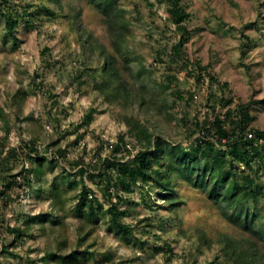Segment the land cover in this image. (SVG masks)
Wrapping results in <instances>:
<instances>
[{"label":"rangeland","instance_id":"1","mask_svg":"<svg viewBox=\"0 0 264 264\" xmlns=\"http://www.w3.org/2000/svg\"><path fill=\"white\" fill-rule=\"evenodd\" d=\"M119 1L127 24L118 34L127 38L135 59L116 56L103 65L113 47L101 13L87 0H45L55 8L54 16L42 9V0H0L2 9L21 12L11 35L0 9V105L5 112L0 162L11 166L2 174L6 179L0 175V264H64L47 255L49 250L88 251L71 264H229L219 255L217 238H253L228 222L205 191L174 173L166 198L159 188L137 183L126 189L115 185L113 176L109 181V173L97 172L106 156L127 162L137 150L124 119L128 105L147 113L162 135L184 145L197 136L191 132L195 120L226 109L221 96L231 98V106L249 102L251 125L264 129V0H182L189 18L181 56L174 49L180 32L167 0ZM81 36L89 38V50L83 49ZM87 58L94 67L90 75L81 72ZM113 65L125 82L128 105L109 102L94 86L99 73ZM16 90L23 92L18 116L7 105ZM90 107L95 112L87 120ZM32 130L39 135V154L48 158L42 163L25 145ZM116 142L121 149L114 153ZM11 146L19 147L18 157L7 152ZM38 165L42 173L33 177L28 168ZM73 178L80 182L77 187L70 185ZM61 182L59 211L50 188ZM83 184L96 198L94 214L86 213L87 206L82 215L75 209ZM112 203L123 212L128 231L113 225ZM45 212L61 224L37 217ZM256 242L264 253V241Z\"/></svg>","mask_w":264,"mask_h":264},{"label":"trees","instance_id":"2","mask_svg":"<svg viewBox=\"0 0 264 264\" xmlns=\"http://www.w3.org/2000/svg\"><path fill=\"white\" fill-rule=\"evenodd\" d=\"M48 1L58 2V0ZM167 1L172 22L180 32L174 49L176 55L181 56V48L188 38L186 20L189 18V12L182 0ZM42 2L41 7L46 14L51 16L57 14L55 8L45 3V0ZM87 2L91 3L101 13L113 47V54L107 52L103 65L113 62L116 56L124 57L129 62L135 59L129 56L127 38L118 34L124 30L127 24L124 18V8L120 5V1L87 0ZM23 7H25L24 10H28L26 5ZM0 9L4 16L5 29L13 35L21 12L17 9L5 10L1 7ZM81 38H83V49L89 50L91 47L89 38L87 36H81ZM84 66L81 71L83 74L90 75L94 71L90 58L84 60ZM99 77L94 86L109 102L127 104L129 101L128 91L115 65L108 68L105 73H99ZM80 83L83 82L80 81ZM22 96L23 92L16 90L7 103L9 108L15 109L17 116ZM141 99L143 103L144 97ZM220 101L226 106V109L220 113H213L212 116L206 115L200 121L195 120L191 132H197V136L185 145L162 135V130L158 129L147 113H141L139 108L135 111L133 106L127 104L128 109L124 119L128 133L135 139L137 150L127 162L116 156H106L101 161L103 170L101 172L98 170L97 173L100 176L109 173V181L113 176L114 184H120L126 189L131 184L137 183L159 188L162 190L161 195L166 198H169L168 195H171L173 191L171 174L174 173L187 184L205 191L228 222L252 235L253 238L246 241L228 235L218 237L217 243L221 244L219 255L229 264H264V253L257 249L256 242L257 240L264 241L262 207L264 179L261 181L259 174H264V129L251 125L254 114L249 102L231 106V98L222 96ZM94 112L95 108L90 107L85 114L86 119L90 120ZM4 116V109L0 105V119ZM184 124L187 123L184 122ZM38 140V133L32 130L31 137L25 145L29 153L33 152L36 160L42 163L48 158L44 154H39L36 146ZM55 144L56 142H53L50 146L54 147ZM50 146H47L46 149H49ZM18 149L19 147L11 146L7 152L13 157H18ZM120 149V142L112 145L114 153ZM10 169L11 166L3 165L0 162V175L4 179L7 177L2 174L9 173ZM28 172L33 177H38L42 173V169L39 165L30 166ZM79 183V180L73 178L70 185L77 187ZM63 185L62 182L58 186L52 184L50 188L52 205L59 211L63 210L61 197L64 191ZM106 188H109V183H107ZM90 191L83 184L79 192L78 202L75 205L79 215L85 213V206H87L86 213L88 215L95 212L92 201L96 198H92ZM3 192L0 190V195ZM88 195L91 196V199L88 198ZM176 203L175 201L171 202V205ZM108 210L113 225L128 231L127 224L122 223L120 218V213L123 212H118L113 203L110 204ZM37 217L49 218L53 225L61 224V220L51 219L52 212H45ZM14 231L18 235L22 233L20 228ZM60 236L61 233L56 235L59 249L63 243ZM87 252V250H80L77 254L75 252L60 254L58 251L49 250L46 253L53 259L61 258L64 264H71L73 260L80 261L79 257Z\"/></svg>","mask_w":264,"mask_h":264},{"label":"built area","instance_id":"3","mask_svg":"<svg viewBox=\"0 0 264 264\" xmlns=\"http://www.w3.org/2000/svg\"><path fill=\"white\" fill-rule=\"evenodd\" d=\"M248 135H250V134H248Z\"/></svg>","mask_w":264,"mask_h":264}]
</instances>
